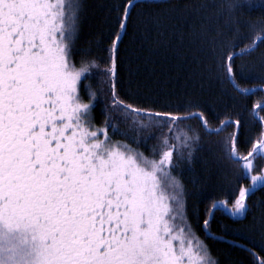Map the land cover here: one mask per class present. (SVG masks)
Masks as SVG:
<instances>
[{
  "label": "snow or ice",
  "instance_id": "1",
  "mask_svg": "<svg viewBox=\"0 0 264 264\" xmlns=\"http://www.w3.org/2000/svg\"><path fill=\"white\" fill-rule=\"evenodd\" d=\"M78 8L77 0H0V264H218L193 247L181 221L183 186L169 183L170 172L199 151L195 135L181 136L176 146L162 141L153 160L109 138L112 117L106 115V127L95 124V104L79 92L89 68L72 61ZM120 9L123 30L127 0ZM118 42L117 35L113 49ZM108 63L112 112L139 114L119 99L116 63ZM226 69L231 81L236 69ZM155 115L166 125L200 119ZM227 124L234 131L223 141L226 156L239 166L237 180L255 186L264 180L252 174L264 159V133L241 154L244 120ZM233 191L230 208L227 200L213 203L206 215L219 208L243 218L252 189Z\"/></svg>",
  "mask_w": 264,
  "mask_h": 264
},
{
  "label": "trees",
  "instance_id": "2",
  "mask_svg": "<svg viewBox=\"0 0 264 264\" xmlns=\"http://www.w3.org/2000/svg\"><path fill=\"white\" fill-rule=\"evenodd\" d=\"M77 2L72 61L89 68L79 92L95 104V124L106 127V115L112 117L109 138L153 160L160 158L162 141L176 146L181 136L195 135L194 160L170 172L183 186L188 227L218 264H260L246 247L264 261V184L249 195L243 218L218 208L207 229L204 220L213 203L227 200L231 207L234 186L251 183L237 180L239 166L227 158L223 141L234 131L230 118L244 120L241 154L264 133V109L255 108L264 102V0H135L123 30L117 25L123 9H116L125 0ZM110 58L116 63L115 92L139 114L112 112L103 75ZM229 67L236 69L231 81ZM157 113L201 115L166 125ZM263 168L258 158L253 171Z\"/></svg>",
  "mask_w": 264,
  "mask_h": 264
},
{
  "label": "rangeland",
  "instance_id": "3",
  "mask_svg": "<svg viewBox=\"0 0 264 264\" xmlns=\"http://www.w3.org/2000/svg\"><path fill=\"white\" fill-rule=\"evenodd\" d=\"M263 169H264V168H263ZM252 174H253V175H264V172L256 173V172L253 171ZM172 181H174V180H173V179H170V181H169L170 185H171ZM263 183H264V180L257 182V184H256L255 186H253V185L250 183V185L245 186V187H250L251 189H253L254 187H256V186H258V185H261V184H263ZM181 211H182V212L184 211V203H182ZM184 216H185V215H184V212H183V216L181 217V221H182L183 225H184V226L186 227V229H187V232H188V234H189V238H190V239L192 240V242H193V247H194V248H197V246H201L202 249L204 250V247L201 245L200 240L198 239L197 235L194 233V231H193L190 227H188V224L186 223V219H185ZM198 250H199V249H198Z\"/></svg>",
  "mask_w": 264,
  "mask_h": 264
},
{
  "label": "water",
  "instance_id": "4",
  "mask_svg": "<svg viewBox=\"0 0 264 264\" xmlns=\"http://www.w3.org/2000/svg\"><path fill=\"white\" fill-rule=\"evenodd\" d=\"M133 2V1H132ZM132 2L129 4V7H131V5H132ZM140 111H142V110H140ZM264 184V183H263ZM262 185V184H261ZM261 185H258V186H261ZM258 186H256V187H254L253 189H252V191L250 192V194L254 191V190H256L257 188H258ZM249 194V195H250ZM249 197V196H248ZM248 199V198H247ZM246 205H247V209H248V202H247V200H246ZM212 216L213 215H209V217H208V220L210 221V219L212 218ZM204 228L205 229H207V227H205L204 226ZM249 251H251L252 253H254V255L256 256V258L261 262L262 260H261V258H260V256L258 255V253H256L253 249H251V248H249V247H246Z\"/></svg>",
  "mask_w": 264,
  "mask_h": 264
},
{
  "label": "bare ground",
  "instance_id": "5",
  "mask_svg": "<svg viewBox=\"0 0 264 264\" xmlns=\"http://www.w3.org/2000/svg\"><path fill=\"white\" fill-rule=\"evenodd\" d=\"M160 114V113H159ZM162 114V113H161ZM188 115V114H187ZM201 115V114H200ZM182 116V115H181ZM202 117V116H201ZM203 119V118H202Z\"/></svg>",
  "mask_w": 264,
  "mask_h": 264
}]
</instances>
